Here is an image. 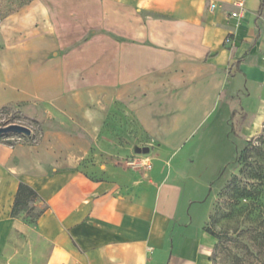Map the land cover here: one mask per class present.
<instances>
[{
  "label": "crops",
  "instance_id": "crops-1",
  "mask_svg": "<svg viewBox=\"0 0 264 264\" xmlns=\"http://www.w3.org/2000/svg\"><path fill=\"white\" fill-rule=\"evenodd\" d=\"M36 1L23 10L24 26L14 25L15 14L0 31V107L37 116L40 104L68 108L66 64L81 44L54 38L56 14ZM72 1L74 16H89L107 35V89L124 111L111 107L100 122L98 108L87 116L72 104L83 114L68 125L0 142V264H213L217 239L205 229L211 205L196 199L200 189L183 187L186 173L167 170L166 157L159 159L166 166L143 153L131 167L118 162L113 129L124 137L132 126L167 150L203 124L227 138L232 131L236 152L261 134L264 0H243L238 17L230 15L235 0ZM20 182L43 208L34 223L24 211L11 214Z\"/></svg>",
  "mask_w": 264,
  "mask_h": 264
},
{
  "label": "rangeland",
  "instance_id": "rangeland-1",
  "mask_svg": "<svg viewBox=\"0 0 264 264\" xmlns=\"http://www.w3.org/2000/svg\"><path fill=\"white\" fill-rule=\"evenodd\" d=\"M31 1L0 0V31L3 35L9 30V26L13 25L7 21L9 16L20 14L14 25H25L26 14L23 10ZM43 3L51 5L56 14L54 21L57 26L52 36L81 44L76 55H71L66 64L68 78L66 98L70 99L71 103L67 102L68 108H64V103L61 106L57 103L40 104L39 110L44 115L37 116L25 112L21 106L12 107L7 113H0V126L8 123L23 124L29 127L36 137L44 128H58L68 125L70 119H79L83 112L75 116L72 112V104L76 105L77 109L86 111L87 116H89V109L98 108L101 113L97 114L96 119L100 122L106 121L105 115L111 107L113 110L124 111L121 107L123 102L113 97L111 91L107 89L104 48L106 33L96 25V21H89V16H74V12L69 11L72 9L69 6L72 7L76 3L72 0H37L35 8L40 10ZM81 4L88 5L89 0H82ZM40 20V15L35 16L32 24L38 26ZM19 38L21 36L12 37L10 40L15 41ZM60 51L67 52L68 49ZM90 90H93L94 94L97 93L96 98L89 95ZM74 92H78L75 97L72 96ZM68 110H71L69 115L72 118L64 112ZM115 114L116 111L113 116ZM126 116L132 125V113H126ZM211 129L207 124L198 126L187 139L181 140L178 148L168 146L171 149L167 150L165 146L150 145V137L132 126L130 129H124V137H121L120 129L114 128V134L120 139V145L116 147L117 152L123 160L116 155L117 152L114 158L131 167V159L139 154L135 148L142 146L149 147V151L144 155L154 159V165H164L159 159L168 158L165 168L172 172L177 169L186 173V177L181 179V185L187 190L197 186L201 192L199 191L196 199L201 200V206L211 205L205 225L217 238L211 252L213 264H264V243L261 239V233L264 230V213L261 214L258 211L251 213L248 209H241L224 191L227 181L234 175L240 181L259 182L249 166L237 161L238 152L243 147L244 141L236 152L232 138L234 133L230 132V127L227 131L230 132L228 138L221 129L214 128V131ZM156 148H161V151ZM173 151L175 155L170 158L169 155ZM127 153L129 154L126 155ZM248 155L251 166H264V144L256 143L254 149H249ZM199 195L200 198H198ZM24 217H27L26 212Z\"/></svg>",
  "mask_w": 264,
  "mask_h": 264
},
{
  "label": "trees",
  "instance_id": "trees-1",
  "mask_svg": "<svg viewBox=\"0 0 264 264\" xmlns=\"http://www.w3.org/2000/svg\"><path fill=\"white\" fill-rule=\"evenodd\" d=\"M12 109V106L5 105L0 107V113H7ZM238 137V136H237ZM21 138L23 140H31L34 138L33 135L27 136H17L14 134H1L0 142L12 144L15 140ZM260 143L264 144V128L262 133L255 138H250L244 140V145L241 150L238 152L237 161L243 163L245 166H249L250 170L253 172V175L259 180L258 183L254 182H245L237 179V176L234 175L229 179L224 186V191L230 196V200H234L235 204H238L241 209H248L251 213H256L255 211L264 213V166H251L248 162V152L249 149H254L255 144ZM37 197L35 190L23 183L20 182L16 191L14 202L11 208V214L17 215L23 211L26 212L27 217L25 219L29 223H34L37 217L42 213L43 208H38L34 206V201ZM205 229L213 234L206 225ZM217 239V238H216ZM261 239L264 243V230L261 233ZM216 245V244H215ZM215 247V246H214ZM213 247V249H214Z\"/></svg>",
  "mask_w": 264,
  "mask_h": 264
},
{
  "label": "water",
  "instance_id": "water-1",
  "mask_svg": "<svg viewBox=\"0 0 264 264\" xmlns=\"http://www.w3.org/2000/svg\"><path fill=\"white\" fill-rule=\"evenodd\" d=\"M1 134H14L17 136H27L31 134V129L23 124L19 123H8L6 125L0 126V135ZM137 153L146 154L149 151L148 146L137 147Z\"/></svg>",
  "mask_w": 264,
  "mask_h": 264
},
{
  "label": "built area",
  "instance_id": "built-area-1",
  "mask_svg": "<svg viewBox=\"0 0 264 264\" xmlns=\"http://www.w3.org/2000/svg\"><path fill=\"white\" fill-rule=\"evenodd\" d=\"M215 6V3H210V7L213 8ZM233 6L235 7L234 10L230 11V15L233 17H238L241 13V11H243L244 9V2L243 0H235L233 1ZM146 159V163H143L147 168L150 167V162L148 160V157L145 158ZM131 164H134V161L131 160L130 161Z\"/></svg>",
  "mask_w": 264,
  "mask_h": 264
}]
</instances>
